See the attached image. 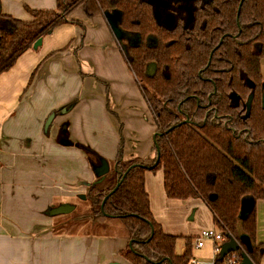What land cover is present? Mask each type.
<instances>
[{
    "label": "trees",
    "instance_id": "16d2710c",
    "mask_svg": "<svg viewBox=\"0 0 264 264\" xmlns=\"http://www.w3.org/2000/svg\"><path fill=\"white\" fill-rule=\"evenodd\" d=\"M240 1L211 0L189 28L180 23L173 31L159 26L147 0H57L55 9H30L34 17L30 21L4 14L0 1V74L53 27L73 22L85 29L82 21L70 18L79 7L88 18L119 13L120 30L140 40L128 50L130 63L146 85L158 130L174 126L157 138L160 160L153 167L163 168L167 196L202 198L214 213L215 225L226 237L230 232L260 264L264 245L257 242L256 206L244 212L242 203L247 196L264 199V0H244L238 15ZM151 33L158 36L159 47L144 44ZM151 62L156 65L152 73ZM163 68L165 74L160 73ZM233 92L240 98H232ZM251 92L255 96L246 116L245 101ZM185 118L190 121L182 123ZM87 150L92 162H101V155ZM139 163L145 159H123L119 151L116 170L87 188L84 201L90 215L99 228L118 219L117 230L132 240L123 251L131 264H190L193 237H184L185 250L178 253L179 236L166 233L152 213L146 167H131ZM125 172L102 208L104 197ZM69 224L81 222L68 221L54 229ZM241 252H237L240 259ZM223 261L218 255L216 264Z\"/></svg>",
    "mask_w": 264,
    "mask_h": 264
},
{
    "label": "crops",
    "instance_id": "0c3cea01",
    "mask_svg": "<svg viewBox=\"0 0 264 264\" xmlns=\"http://www.w3.org/2000/svg\"><path fill=\"white\" fill-rule=\"evenodd\" d=\"M0 1L4 14L24 21L34 19L30 9L57 5V0ZM70 18L85 29L73 22L53 27L38 47L28 48L0 74V264H131L123 253L131 239L114 223L99 228L89 211H77L76 217L52 213L56 206L75 204L97 178L93 165L98 163L87 148L111 170L120 150L123 159L140 157L148 166L155 156V118L113 29L120 17L88 18L79 7ZM145 188L164 231L183 237L178 253L185 250L184 237H195L190 228L180 234L172 230L183 213L193 209L192 220L200 213L198 232L215 226L202 198L167 196L163 168H146ZM244 200L256 206L257 242L264 245V199ZM172 206L181 207L176 221L166 215ZM56 220L57 226L81 224L78 230H55ZM85 221L89 229H83ZM212 246L206 241L192 249V257L205 261L196 264H209Z\"/></svg>",
    "mask_w": 264,
    "mask_h": 264
},
{
    "label": "flooded vegetation",
    "instance_id": "af4514ba",
    "mask_svg": "<svg viewBox=\"0 0 264 264\" xmlns=\"http://www.w3.org/2000/svg\"><path fill=\"white\" fill-rule=\"evenodd\" d=\"M148 2H150V3H152V5H153V10H154V15H155V18H156V20H157V22H158V24H159V26L160 27H162V28H164V29H168V30H170V31H173L176 27H178L179 26V24L180 23H183V25L185 26V28H189L191 25H192V23H193V21H194V19H195V17H196V14H197V12L199 11V10H202V9H204V8H206V3H209V2H211V0H191V2L189 1V2H183V1H181V0H174V2H175V4H172V0H162L161 2H160V4H159V0L157 1V0H153L152 2H151V0H147ZM186 1V0H185ZM165 2V3H164ZM176 2H179V4L177 3L176 4ZM176 5H178V6H176ZM160 13V14H159ZM110 14H118V16L120 17V14L119 13H110ZM160 15V16H159ZM169 16V18H170V20L168 21L167 20V17ZM120 21H121V17H120V20H119V22H118V27L120 28ZM115 32V31H114ZM115 35L118 37L117 38V41H118V46H119V48L121 49V51H122V53H123V55H124V57H125V59H126V61L128 62V64H129V66H130V69L132 70V72L136 75V73L134 72V70H133V68H132V65H131V63H130V56H129V52H128V50H129V48H130V46L131 45H133V44H138V42L140 41L139 39H137V37L134 35V34H125L124 35V33L121 31V36H118L117 35V33L115 32ZM125 37H127L128 39H125ZM224 37V36H223ZM223 37L221 38V40H220V43L222 42V39H223ZM122 38L124 39L123 41H122ZM144 42V44L145 45H147V46H149V47H159V45H160V43H159V39H158V36H156V34L155 33H151V34H149L146 38H145V40L143 41ZM170 41H168L167 43H169ZM123 43H125V44H123ZM219 43V44H220ZM219 44L217 45V46H219ZM216 46V47H217ZM211 59V58H210ZM263 59V58H262ZM261 62H262V60H261ZM210 63V62H209ZM208 63V64H209ZM156 69V65L153 63V62H151V63H149V65H148V70H149V72H153L154 70ZM261 71H262V68H261ZM167 71H166V68H163V69H161L160 70V73L161 74H165ZM200 73H201V71H200ZM263 74V73H262ZM136 77H137V75H136ZM137 79H138V82H139V85H140V88H141V90H142V93H143V95H144V97L146 98V101H147V103H148V105L150 106V103H149V101H148V99H147V97H146V94H145V90H144V87H146V85L144 84V83H142L140 80H139V78L137 77ZM233 93H235V92H233ZM251 93H253V92H251ZM250 93V94H251ZM232 94V93H231ZM236 95H235V97H236V99H239L240 97H239V95L237 94V93H235ZM250 94H249V96H248V98L246 99V101H245V106H246V116H249L250 115V111H251V108H252V104H253V100H254V96H255V94L253 93V97H252V100H251V106H250V109H248V105H247V102H248V99H249V97H250ZM212 96V94H209V97H211ZM231 96V95H230ZM235 97H233V98H235ZM160 100H161V102H162V104L163 105H167L168 104V102H167V100H163L162 98H159ZM150 109H151V111H152V113H153V115H154V118H155V123H156V132H155V134H154V150H155V156H154V158H153V161L151 162V165H153L154 163H155V161H156V156H157V147H158V144H157V138L160 136V135H162V134H164V133H167L168 131H170L169 129L167 130V131H165V132H162V131H160V130H158V123H157V120H156V116H155V114H154V112H153V110H152V108H151V106H150ZM249 110V111H248ZM188 120V121H185V120ZM190 120L188 119V118H185L184 120H182L181 122L183 123V122H189ZM173 128H174V126H172ZM158 149H159V147H158ZM159 163V162H158ZM99 164H101V162L100 163H98V165ZM145 164V163H144ZM147 165V164H146ZM150 165V166H151ZM116 170V164H115V167H114V169L113 170H111L110 169V171H109V173L108 174H110V173H112V172H114ZM107 174V175H108ZM123 175V174H122ZM97 180H98V177L95 179V180H93L91 183H93V182H97ZM119 182V181H118ZM90 183V184H91ZM89 184V185H90ZM88 185V186H89ZM88 186H87V188H88ZM116 186V185H115ZM87 188H86V191H87ZM86 191L84 192V193H80V194H85L86 195ZM80 194H78V196L76 197V198H78V199H80V201H81V203H86L84 200L87 198H82V197H80ZM105 198V197H104ZM104 200V199H103ZM103 203V202H102ZM74 205V210L73 211H71L72 213H74L75 211H78V208H77V206H76V204H73ZM84 211H89V204H87L81 211H78V212H84ZM77 212V213H78ZM70 215V214H69ZM79 215V214H78ZM76 217V216H75ZM68 221H66V223H67ZM73 222V221H72ZM66 223H65V225H66ZM60 225H63V224H60ZM63 226L62 227V229L64 228H66L67 226ZM69 225H71V224H69Z\"/></svg>",
    "mask_w": 264,
    "mask_h": 264
},
{
    "label": "water",
    "instance_id": "95a60500",
    "mask_svg": "<svg viewBox=\"0 0 264 264\" xmlns=\"http://www.w3.org/2000/svg\"><path fill=\"white\" fill-rule=\"evenodd\" d=\"M243 1L244 0L240 1L239 9H238V15L240 13V8L242 6ZM113 29L117 33L118 36H121V30H120V28L118 26H114ZM41 43H42V37L38 38L33 46L36 48ZM235 95H236L235 93H232L231 97L233 98V97H235ZM252 97H253V93L250 94V97H249L248 102H247L248 109H250ZM53 118H54V114L52 113L50 115V117L48 118L47 122H46V127L50 124V122L52 121ZM185 121H188V120L186 119ZM171 128H173V127H171ZM159 160H160V150L157 147L156 161H155V163L153 165L148 166L146 164L139 163V164H133L131 167L136 166V165H142V166H144L146 168H153L154 166H156L158 164ZM93 171L95 172L96 176L98 177L97 182H101L102 180L105 179L106 175L109 173L110 165H109V163H108V161L106 159L102 158L101 159V164H99V165L94 164L93 165ZM126 174H127V172L123 173L122 179L119 182H117L116 186L105 196V198L103 200V203L101 205L102 208H103L104 203L106 202V200L109 198V196L118 189V187L120 186V184H121L122 180L124 179V177L126 176ZM80 197L86 198V195L85 194H80ZM250 208H251V204L247 200H243L242 209L243 210H249ZM73 210H74V205L65 204V205L58 206L57 208H53L52 209V213H55V214H67V213H70ZM152 236H153V232H152L149 240L151 239ZM227 237H228L227 240L225 242H223V244L221 245V250H220V254H219L220 259L223 260L225 258V256L228 255L231 252H238L239 250H242V252H241V261L238 264H256L252 260V258L249 256L248 252L245 249H243L242 243L238 239H236L231 234H228ZM242 239H243L244 243H246L247 245L249 244L248 237L244 236ZM130 245H132V240L130 242ZM108 264H122V263L117 262V261H113V262H110Z\"/></svg>",
    "mask_w": 264,
    "mask_h": 264
},
{
    "label": "rangeland",
    "instance_id": "374dc122",
    "mask_svg": "<svg viewBox=\"0 0 264 264\" xmlns=\"http://www.w3.org/2000/svg\"><path fill=\"white\" fill-rule=\"evenodd\" d=\"M152 1L153 0H151V2ZM161 1L162 0H159V4H160ZM181 1H183V2H189L190 1L191 2V0H186V1L185 0H181ZM177 3L179 4V2H176V4ZM172 4H175L174 0H172ZM176 6H178V5H176ZM167 20L168 21L170 20L169 16L167 17ZM123 40L124 39L122 38V41ZM123 44H125V43H123ZM261 68H262V73L264 75V58L262 59V62H261ZM180 201H182V200H180ZM74 202H75V204H76V206L78 208V211H81L87 205V203H81L80 199H78V198H76ZM175 203H181V202H175ZM57 207L58 206H56L55 208H57ZM196 207L198 208V205H196ZM180 209H181V207H179V206H172V208H168V211H167V214H166L167 216L169 215L168 219L170 221H176L175 217L177 218L178 214H180V212L178 211ZM193 211H194L193 209L192 210L190 209L188 212L183 213L182 214L183 218H182V216H181V219L179 218L181 220V223H179V221H177L176 224H173V227H172L173 229L172 230L174 232L180 234L181 231L185 232V231H187L190 228V229L193 230V232H194L193 234L195 235V237L198 236L200 234V232L202 231V229L200 230V232H198L199 229H197L198 228L197 225L201 224V222L203 220H201V215H200L199 212L196 214V216H194V219L192 220L191 217L193 216ZM70 215H72L71 217L78 216V213H77V211H75L74 213H72ZM68 218H66V219H68ZM112 220H113V222L111 220L110 221H111V223H114V224H116V222L118 221V219H112ZM58 222H59V220H56V223L54 222V228H55V226H57ZM86 222L88 223V221H86ZM87 223L83 224V225H85V226H83V229L87 228V226L89 224V223L88 224ZM66 229L70 230V231L78 230L79 229V225L78 224L68 225L66 227ZM195 237H193L194 238L193 239V249L197 248L196 247V239H195ZM183 242H184L183 241V237H179V239L177 241V247H176L177 251L180 250ZM195 256H196V254H195ZM205 260H207V259H205Z\"/></svg>",
    "mask_w": 264,
    "mask_h": 264
},
{
    "label": "built area",
    "instance_id": "2783aa9c",
    "mask_svg": "<svg viewBox=\"0 0 264 264\" xmlns=\"http://www.w3.org/2000/svg\"><path fill=\"white\" fill-rule=\"evenodd\" d=\"M226 240H227V237L224 234L223 230L219 229L215 225L209 229H203L200 232V234L196 237V247L201 248L204 246L206 241H211L213 245L212 250H213L214 256L211 258V260L206 261V263L216 264V259L218 255L220 254L221 245ZM240 261L241 259L238 256L237 252H231L225 256L224 261L221 264H238ZM199 262H205V261H199L197 258L192 257L190 264H196Z\"/></svg>",
    "mask_w": 264,
    "mask_h": 264
}]
</instances>
